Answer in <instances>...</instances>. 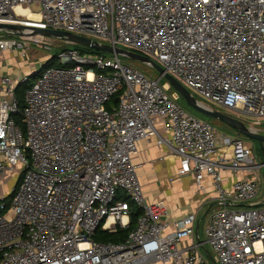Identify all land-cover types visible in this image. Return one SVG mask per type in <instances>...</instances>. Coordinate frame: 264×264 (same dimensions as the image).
<instances>
[{
    "label": "built area",
    "instance_id": "2783aa9c",
    "mask_svg": "<svg viewBox=\"0 0 264 264\" xmlns=\"http://www.w3.org/2000/svg\"><path fill=\"white\" fill-rule=\"evenodd\" d=\"M0 23L18 26L0 29V62L59 47L62 64L32 81L0 73V179L21 177L9 202L0 195V264H264V160L253 157L243 135L195 116L168 82L120 54L80 52L33 31L90 33L113 48L126 45L207 106L245 113L257 125L264 117V0H0ZM25 82L19 107L15 89ZM155 135L178 156V174H192L199 190L211 178L204 239L194 215L159 221L162 202L144 196L133 157L138 140ZM225 168L245 174L225 187ZM135 207L140 213L123 241L93 239L99 227L127 228Z\"/></svg>",
    "mask_w": 264,
    "mask_h": 264
},
{
    "label": "crops",
    "instance_id": "0c3cea01",
    "mask_svg": "<svg viewBox=\"0 0 264 264\" xmlns=\"http://www.w3.org/2000/svg\"><path fill=\"white\" fill-rule=\"evenodd\" d=\"M2 57H5V54ZM4 60L6 59H2L0 62V69L3 68L5 69V73H9L11 65H3ZM9 74L16 76V78L18 77V75L13 73ZM155 127L157 135L163 137L167 135L162 120H158ZM157 135L138 140L137 153L133 157L134 163L140 164L137 169V176L144 196L149 203L162 202L164 212L158 217L159 221L170 224L183 220L189 215H194V225L197 228L198 236H200L199 227L201 218L204 216L205 225V216L209 207L213 204L214 191L211 186V178L206 176L202 181L204 189L199 190L192 174H178V156L169 151L165 145L158 144ZM220 156L216 154L214 159ZM220 174L223 180L222 184L227 187L232 185L245 173L225 168L220 169ZM171 230L172 227L170 225L165 229L166 232H170Z\"/></svg>",
    "mask_w": 264,
    "mask_h": 264
},
{
    "label": "rangeland",
    "instance_id": "374dc122",
    "mask_svg": "<svg viewBox=\"0 0 264 264\" xmlns=\"http://www.w3.org/2000/svg\"><path fill=\"white\" fill-rule=\"evenodd\" d=\"M31 9L33 11H37L39 9V6L36 5H32ZM84 35H87L88 37L98 40L100 42H105L104 39H101L93 34L90 33H86ZM59 47L53 49L50 52L38 49L36 47H33L32 50L30 52L27 53V55L23 58H21L17 53H14L13 55H11L10 58L6 59L3 61V65H11L10 70L8 71L9 73H13L15 75H19L21 76V73L24 74V76H28L30 75L33 71H37L39 70L41 64L48 59L50 56H52L53 54L56 53V49H58ZM118 48L124 49L126 51H131L132 49H130L128 46L123 45V44H119ZM107 57H111L113 55V53L110 52H105L104 53ZM121 59L124 62L127 63H131L132 65H134L135 67H137L138 69L142 70L145 74L152 76V77H156L158 75L157 71L152 68L149 65L140 63L138 61H134L131 60L129 58H127L126 56L120 54ZM61 63V59L60 58H55L54 59V64L55 65H59ZM0 73H5V69H0ZM19 80V79H18ZM33 78L31 77L29 81H32ZM169 91H173V89L170 87ZM193 92V94L196 96L197 99L199 100H204L199 94H197L196 92H194L193 90H191ZM206 101V100H205ZM179 103L181 106H183L185 109H187L188 111L192 112L195 116L202 118V119H208L210 120L212 123L216 124L218 128H220L221 130L227 131V132H231V130H228L227 125L223 124L220 121L214 120L202 113H200L199 111L195 110L194 108H192L182 97L179 99ZM215 107L221 109V111L225 112L228 115H231L233 117H239L241 119H243L247 124H249V126L251 125L250 123L256 121L255 118H253L252 116H249L245 113L242 112H237V111H231V110H227L225 108H223L222 106L219 105H215ZM251 127H253V129L257 130L258 132L264 133V117L260 119V124L257 125H251ZM245 142L252 147L253 149V157L257 160V161H263L264 160V152L262 149V144L260 141L256 140V139H251L248 138L246 136H244ZM16 182V177L14 178H9V179H5L2 180L0 182V195H8L13 186L15 185ZM263 186H264V170H263ZM263 194V191H262ZM206 217V216H205ZM204 218V216H203ZM203 218H201L200 221V227H199V235L201 239H204V233H203V227H204V220ZM206 219V218H205ZM206 249L209 251V253L212 255L213 252L210 249V247L208 245H206ZM209 260V259H208ZM210 264L211 261L209 260Z\"/></svg>",
    "mask_w": 264,
    "mask_h": 264
},
{
    "label": "water",
    "instance_id": "95a60500",
    "mask_svg": "<svg viewBox=\"0 0 264 264\" xmlns=\"http://www.w3.org/2000/svg\"><path fill=\"white\" fill-rule=\"evenodd\" d=\"M18 26L11 25V24H5L0 23V29L8 31H16ZM34 33L36 34H43L48 35L57 39H61L67 43L81 45L84 47L93 48L96 50H100L103 52H110V53H117L122 54L126 56L127 58L138 61L140 63L146 64L154 68L158 75L157 77L165 79L170 86H172L175 91L178 92V94L195 110L199 111L200 113L214 119L217 121L222 122L223 124L227 125L228 127L233 128L240 134L251 138L256 139L261 142L262 149L264 152V133L258 132L257 130L253 129L251 126H249L245 121L238 117H233L231 115L226 114L225 112L211 108L198 100L188 88H186L183 84H181L176 78L171 76L170 74L166 73L164 69L157 64L153 59L150 57L133 52V51H126L121 48H113L112 46L101 43L95 39H92L87 36H82L78 34H74L72 32L63 31V30H57V29H39V28H33ZM18 86V85H17Z\"/></svg>",
    "mask_w": 264,
    "mask_h": 264
},
{
    "label": "trees",
    "instance_id": "16d2710c",
    "mask_svg": "<svg viewBox=\"0 0 264 264\" xmlns=\"http://www.w3.org/2000/svg\"><path fill=\"white\" fill-rule=\"evenodd\" d=\"M69 46V45H68ZM73 47L79 49L80 52H88V53H94V54H102L103 51L100 50H96L93 48H89V47H84L81 45H76V44H72ZM57 58V52L55 54H53L52 56H50L48 59H46L40 66L39 70L37 71H33L30 75H28V79H30L31 77L34 79L36 76H38V74L45 68V67H49V66H56L54 64V59ZM59 65H62L61 63ZM66 65H71L69 63H67ZM161 82H167L165 79H162ZM27 86V83H21L18 84V86L15 89V95L18 98V102H19V107L23 106V92H24V88ZM173 90H175L172 86H170ZM118 96H119V92L113 94L109 101L106 103V108L110 109L111 106L115 105L117 103L118 100ZM181 98V96H180ZM15 117L17 119V122L20 124V114L17 113L15 114ZM21 177H18L14 187L17 186V184L19 183ZM13 195V192H11L10 194L5 196V200H9L11 199ZM124 198H126L124 196ZM140 213V209L135 207L132 211L131 214V223L127 228H122V229H117L115 232H109L107 230H102L100 227L94 232L93 234V239L95 241H100V242H113V243H117V242H121L125 239V237L127 236V233L129 232V230L133 227V223L135 221V218L137 217V215Z\"/></svg>",
    "mask_w": 264,
    "mask_h": 264
},
{
    "label": "bare ground",
    "instance_id": "6f19581e",
    "mask_svg": "<svg viewBox=\"0 0 264 264\" xmlns=\"http://www.w3.org/2000/svg\"><path fill=\"white\" fill-rule=\"evenodd\" d=\"M17 11H19V13L25 15L26 17L28 18H33V17H37V15L35 13H33L32 11L30 10H27V9H21V8H18L16 9ZM253 128V127H252Z\"/></svg>",
    "mask_w": 264,
    "mask_h": 264
}]
</instances>
